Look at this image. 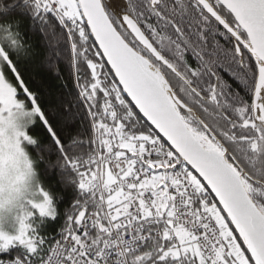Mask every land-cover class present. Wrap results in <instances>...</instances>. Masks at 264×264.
<instances>
[{
	"label": "snow or ice",
	"instance_id": "1",
	"mask_svg": "<svg viewBox=\"0 0 264 264\" xmlns=\"http://www.w3.org/2000/svg\"><path fill=\"white\" fill-rule=\"evenodd\" d=\"M65 60L74 95L33 72ZM12 108L77 194L45 247L41 189L0 264H264V0H0Z\"/></svg>",
	"mask_w": 264,
	"mask_h": 264
},
{
	"label": "clouds",
	"instance_id": "2",
	"mask_svg": "<svg viewBox=\"0 0 264 264\" xmlns=\"http://www.w3.org/2000/svg\"><path fill=\"white\" fill-rule=\"evenodd\" d=\"M35 119L26 108H12L0 118V243L17 235L34 206L45 203L37 160L21 135Z\"/></svg>",
	"mask_w": 264,
	"mask_h": 264
},
{
	"label": "trees",
	"instance_id": "3",
	"mask_svg": "<svg viewBox=\"0 0 264 264\" xmlns=\"http://www.w3.org/2000/svg\"><path fill=\"white\" fill-rule=\"evenodd\" d=\"M59 67L63 75L61 80H56L54 73L49 74L39 67L34 68L33 72L37 77L46 79L58 94L64 93L67 95L71 93L74 95L76 89L70 76L68 62L66 60L62 61ZM84 124L87 126V121H84ZM35 129L39 131L36 124L27 129L28 134L36 140V144L30 147L29 151L32 158L37 160L39 179L43 188L50 194L56 210L55 219L46 220L40 232V235L47 241L45 245L47 247L48 243H51L58 236L65 220V213L72 206L77 193L75 185L71 183L72 173L64 171L56 164V161L60 158L59 153L54 146L45 141L42 135H36ZM22 251L23 249L17 245L10 248L8 252L0 253V258L7 257V259L12 260Z\"/></svg>",
	"mask_w": 264,
	"mask_h": 264
},
{
	"label": "rangeland",
	"instance_id": "4",
	"mask_svg": "<svg viewBox=\"0 0 264 264\" xmlns=\"http://www.w3.org/2000/svg\"><path fill=\"white\" fill-rule=\"evenodd\" d=\"M34 124H35V123H34ZM34 124H33V125H34ZM27 133H28V132H27ZM32 146H33V145H29V146H28V152H29V153H30L29 148L32 147ZM36 168H37V165H36ZM37 171H38V170H37ZM41 188H42L44 191H46V192L48 193V191L45 190V189L43 188L42 184H41ZM48 195H49V197H50V194H49V193H48ZM50 198H51V197H50ZM34 219H35L36 225H38V227L36 228V230H37V232H38L39 234H40V232H41V230H42V226L45 224V221H46V220H52L51 218H48V217L41 218V217H39L38 214L34 217ZM10 234L15 235V232L10 230Z\"/></svg>",
	"mask_w": 264,
	"mask_h": 264
},
{
	"label": "built area",
	"instance_id": "5",
	"mask_svg": "<svg viewBox=\"0 0 264 264\" xmlns=\"http://www.w3.org/2000/svg\"><path fill=\"white\" fill-rule=\"evenodd\" d=\"M12 260H14V259H12Z\"/></svg>",
	"mask_w": 264,
	"mask_h": 264
}]
</instances>
